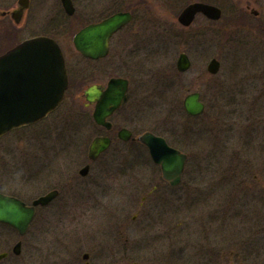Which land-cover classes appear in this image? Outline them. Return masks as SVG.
Segmentation results:
<instances>
[{
    "label": "rangeland",
    "instance_id": "374dc122",
    "mask_svg": "<svg viewBox=\"0 0 264 264\" xmlns=\"http://www.w3.org/2000/svg\"><path fill=\"white\" fill-rule=\"evenodd\" d=\"M135 1L150 4L142 6L141 12L147 13L146 17L135 23L146 18L152 20L151 25L142 27L143 41L127 42L122 49L117 36L107 58L88 61L77 54L72 43L81 24L68 18L61 20L67 31L66 35L59 34L60 45L71 76L84 80L78 89L80 99L92 79L130 77L129 98L119 118L137 116L143 129L164 134L173 146L188 154L183 181L176 188L166 187L163 192L167 195L163 198L149 197L148 192L159 175L157 167L147 149L126 144L110 148L92 163L94 171L80 185L78 195L67 189L64 193L72 198L70 203L75 210L86 208L91 202L101 203L96 209L89 207L90 215L80 223L89 227L86 231L99 234L105 232V227L116 224L118 212L126 205L129 241L141 242L143 258H148L149 263L264 264V247H256L249 239L252 212L261 218L264 210L261 198L250 200L252 194L264 190V151L243 143L231 148L239 152L227 151L221 141L230 144L234 138L242 141L247 135L257 136V130L264 133V38L248 31L244 16L247 5L257 7L264 0H220L225 16L221 26H215L217 31L201 19L189 35L177 17L193 0H108L106 13ZM183 51L190 56L192 68L175 76L176 61ZM213 57L221 61V69L210 76L206 68ZM192 91H199L205 104L203 114L196 117L186 115L183 108L185 96ZM81 106L83 103L78 107ZM66 107L58 114H66ZM71 116L74 124L62 130L56 150L44 149L46 155L34 150L39 141L27 139L30 136L43 139V135L37 137L41 124L17 131L0 142V193L18 195L31 202L43 195L46 187L57 183L55 178L63 168L78 169L85 165L92 128L89 131L88 127L79 126L81 115L75 117L71 113ZM124 168L129 169H125L126 175ZM45 178L47 182L43 181ZM144 196L142 211L133 220L136 208L127 205L141 202ZM82 200L84 205L79 203ZM254 224L255 229L261 228L263 221ZM58 235L46 232L40 236V245L46 253L41 256L57 257V248L64 244L57 240ZM254 236L264 243V233ZM18 240L12 229L0 225V253L12 248Z\"/></svg>",
    "mask_w": 264,
    "mask_h": 264
},
{
    "label": "flooded vegetation",
    "instance_id": "af4514ba",
    "mask_svg": "<svg viewBox=\"0 0 264 264\" xmlns=\"http://www.w3.org/2000/svg\"><path fill=\"white\" fill-rule=\"evenodd\" d=\"M70 2L72 4L73 13L68 12L67 6L65 5L63 0H0V55L4 54L9 49H11L12 47L10 46L15 41H19L18 43H20L26 39L37 36H49L54 38L57 42L60 43V39H62V37L59 34L63 35V33L67 31L66 28L63 29L64 27L63 22L65 21V19L68 18L71 21L75 20L73 22L76 23L79 22L81 24V26L76 31L77 33L82 28L90 24L100 23L103 20L113 16L114 14L120 12L130 13L131 15L130 20L111 36L109 42V51L106 56L98 59L85 58L78 51H76L77 54H79L82 58L87 59L88 61H100L107 58L110 55L112 51V43L117 36H120V40L122 41V42L120 41L121 48L123 49L125 48L127 42H135L138 40L143 41L145 39L144 38L145 34H143L142 32L143 25L146 24L145 26L148 27L149 25L152 24V20L149 21L148 18H146V20L143 22L135 24L136 22H138V18L143 19L146 17L145 15L147 13H145L144 15L141 12V9L143 5L145 6L150 5L147 2L144 3L142 1H135L132 2L128 7L119 8V10L113 11L112 13H106L107 12L106 10H108L109 8L108 0H70ZM196 2L206 3L220 8L222 12L221 18L211 19L208 18L205 14L198 12L194 17L193 22L190 25L188 26L182 25V27L187 30L188 32L187 34L189 35L191 29L195 25H197L199 21H201V19L205 23L208 22L211 25H213L214 31H217V28H215V26L216 25L221 26L223 16H225L224 14L225 11L223 9V6L221 7L220 0H193L192 2L188 3L186 6ZM113 4L120 5V3L118 2L117 3L114 2ZM253 5L250 4L245 7L244 16L248 22L247 28L249 32L256 33L259 38H264V3H258L257 7H254ZM183 9H181L180 13L182 12ZM78 10H82L83 12L78 13ZM180 13L178 14L177 20H179ZM241 17L243 18V16H240L238 18ZM140 28H141V33L139 32ZM55 29H60V30L57 31ZM200 30H198L197 33L194 34L197 35L200 32ZM75 34L73 35V38ZM26 35H28V37H24ZM64 35H66V33H64ZM15 45L16 44H14L13 47ZM183 53L188 55V53L185 51H183L181 54ZM116 57H118V55H116ZM188 57L189 60L191 61L189 55ZM65 58L69 73L68 90L71 87L73 90L72 93L74 94L70 95L67 94L66 92V97L64 99V102L58 109L50 113L46 118L36 123L30 124L28 126H24L22 128H19L17 130L8 133L7 135L3 136L0 139V142L10 137L13 133L17 131H21L23 129H30L32 127H36L41 124L40 130L37 131L38 134L40 135L37 137L40 138L43 135L44 136L43 139L41 140L40 139L38 140L37 138L31 139L32 136L27 137V139L39 141L40 143V145L38 144L39 147L37 146V148L36 149L34 148V150L38 149V151H41L44 155H46L47 152L44 151V149L52 150V151L56 150L57 147L56 142L57 140H59L60 134H62L61 133L62 130L68 129L72 124H74L75 120L74 119L72 120V118H70L71 113H74L75 117H77L78 115H81L82 117V124L79 126H82L83 128L88 127L89 131H91L92 128V139L89 144L88 153H87L88 161L85 163V165H83L78 169L74 168L69 170L67 168H63L61 174H59L58 176H56L57 178H55L57 180V183L55 185L53 184V185H49V187H46L45 189L46 191L44 192L43 195H46L52 191H55L57 194L49 203L35 207L34 217L24 234L18 232L14 227L7 225V227L12 229V231L15 233V236L19 237V240L13 245L12 248H9L8 250L0 253V255H2L0 256V264H3L4 261H8L7 264H155L153 262L149 263L148 258L147 260L143 258L144 253L141 249L142 248L141 242H139L138 240H136L135 242L129 241L130 227H128L125 224L127 222L129 215L126 214L124 215V207L126 205H123L119 212L116 211V213L118 212V216L115 219L116 222L115 225L105 227L104 228L105 232H103L102 234L93 231L89 232L86 231L89 229L88 226L80 224L81 219L88 217L90 215L91 210L89 209V207L90 208L95 207L96 209L99 206H101V203L91 202L89 203V205L86 206V208H82L81 210H75L73 208L74 204L72 205L70 203V201H72V198H70L64 192L67 189L78 195V191L82 190L80 188L82 186L80 185H84V183L87 181L86 180L87 177L90 175V173L94 171V167L92 163L95 162L97 159H99L110 148L115 146L117 148H120L121 147L120 145L129 144L131 145L132 148L135 147L134 145H137L136 148L139 147L148 150L147 146L140 139L142 135H144L147 132L153 133L156 136L163 137L170 146L174 148L177 147L173 146L168 141V139L164 134L156 133L149 129H143L142 128L143 126H141L142 125L141 119H138L137 116L132 114L129 116L126 115L120 116L121 118H119L120 112L122 111V109L124 108L125 104L128 101L129 98L128 93H127L126 102L123 101L122 104L118 106L113 111V113L106 118V121L110 123V127L108 128L106 126L98 124L94 119V110L97 102L87 101L84 95V91L91 86H97L101 90L105 91L108 88V84L111 79L120 77L128 80V92H129L130 83H131L130 77L112 76L106 81H98L92 79L89 85L83 91L82 96L84 98L80 99L78 97V89L81 86L82 81L84 80L76 76L75 77L71 76L66 55ZM213 58H217V57H213ZM177 64H178V60L176 61V69L178 70ZM191 67H192V61H191V66L188 70H190ZM206 71L210 76H215L208 72V68H206ZM199 94H200V99H202V94L200 92ZM82 103H83V107L82 106L78 107ZM64 106H67L66 107L67 113L62 116V114H58V112ZM68 115H69V121L67 120ZM62 124H64V126ZM76 127H78V125H76ZM122 130H125V134L123 135V137L120 136V132ZM257 132H258L257 136L247 135L248 137L245 138V140L242 139V141L239 138L237 139L234 138L230 142V144H227L226 143L227 141L221 139V141H223L222 147L227 151L231 150L237 152L238 149H231L233 148V144L238 143L239 145L240 143H243L244 146L251 144L254 147H258L260 150L264 151V133L263 131L260 132L259 130H257ZM98 137L108 138L110 140L109 147L107 148V150H105L103 153L97 156V158L91 159L89 154L90 146L93 143V141ZM218 137L219 134L216 135V139H218ZM47 144H50V147H47ZM155 166L157 167L156 172H159V175H157L156 178L157 180L156 183L153 185V188L148 192V196L149 197L153 196L154 198H163L165 197V195H167L164 193L165 188L166 187L174 188V187H172L170 183L163 178L160 166L157 164H155ZM84 167H87V171L83 174L82 169ZM125 169L128 168H124V173H123L124 175H126ZM249 169L250 168H248V170ZM41 171L43 172V170ZM240 175H238V177ZM183 177L184 174L182 176L181 182L183 181ZM43 181L47 182L48 178H45ZM253 186H256V184H254ZM262 187H264V183ZM234 188L236 187L232 188V192H234L233 191ZM236 193L237 192H235V195H238ZM254 194L251 195L250 200L252 199L251 201H255V200L258 201V199L261 198L260 201L263 203V207H264V190H262V192L256 195ZM12 196L19 197L18 195H12ZM19 198L24 202H26V204L29 206H31L35 200L34 199L31 202H29L23 197L22 198L19 197ZM145 200H146V196H144L142 198V201L139 203H129L127 205L128 207L136 208V213L132 216L133 220H136L138 215L142 211ZM83 202H85V200H82L79 203H82V205H84ZM251 218H253L252 220L250 219L253 226L249 227L250 242L255 243L256 247L258 248L264 247L263 245L264 243L259 241L258 237L254 236L255 233H260V232L264 233V210L262 209L261 218L260 216L257 215V212L255 211L252 212ZM255 221L256 222L263 221V226L261 228L255 229L254 228ZM205 231L206 230H204V232ZM46 232L59 233V235L56 236L57 240L64 242L61 248L59 247L57 248V250H59L57 257L60 258L57 257L46 258V256H41L45 251L40 245L39 239L40 236H45ZM90 238H92V241H90ZM94 238L96 239V241L94 240ZM255 239H258V241H255ZM18 243L20 244V248L18 252H15L14 249ZM23 254L25 255L27 254L28 257L23 258L22 257ZM231 264H235V263L232 262Z\"/></svg>",
    "mask_w": 264,
    "mask_h": 264
},
{
    "label": "water",
    "instance_id": "95a60500",
    "mask_svg": "<svg viewBox=\"0 0 264 264\" xmlns=\"http://www.w3.org/2000/svg\"><path fill=\"white\" fill-rule=\"evenodd\" d=\"M69 13H73L70 0H63ZM70 7V8H69ZM202 12L212 19L221 17L218 7L205 3H192L180 14L179 21L188 26L196 13ZM131 18L130 13L120 12L97 24L80 30L74 37L76 49L86 57L98 59L107 55L111 36ZM191 66L186 54L178 59V70L184 72ZM220 62L216 59L208 65L212 74L219 71ZM68 88V70L65 57L59 44L47 36L27 39L6 53L0 55V137L15 128L37 122L54 111L64 100ZM128 81L113 78L103 91L97 86L85 91L88 101H97L94 118L98 124L108 128L106 118L126 99ZM190 115L201 114L204 105L197 92L184 100ZM125 130L120 132L123 137ZM141 141L148 147L152 160L159 164L163 177L176 186L180 183L187 155L170 147L162 137L148 132ZM110 143L108 138H97L92 144L90 157L96 158ZM87 167L82 170L84 174ZM57 193L50 192L36 199L33 206H26L20 199L0 194V222L7 223L24 234L34 216L35 206L47 204ZM20 244L15 246L18 252Z\"/></svg>",
    "mask_w": 264,
    "mask_h": 264
}]
</instances>
